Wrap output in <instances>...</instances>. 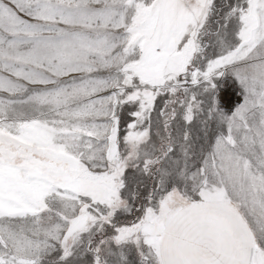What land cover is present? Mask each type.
<instances>
[{
  "label": "snow or ice",
  "instance_id": "1",
  "mask_svg": "<svg viewBox=\"0 0 264 264\" xmlns=\"http://www.w3.org/2000/svg\"><path fill=\"white\" fill-rule=\"evenodd\" d=\"M0 264H264V0H0Z\"/></svg>",
  "mask_w": 264,
  "mask_h": 264
},
{
  "label": "rangeland",
  "instance_id": "2",
  "mask_svg": "<svg viewBox=\"0 0 264 264\" xmlns=\"http://www.w3.org/2000/svg\"><path fill=\"white\" fill-rule=\"evenodd\" d=\"M223 96L228 102V106H231L233 99H238V97L235 96V85L232 84L231 81L225 82V87L223 89Z\"/></svg>",
  "mask_w": 264,
  "mask_h": 264
}]
</instances>
